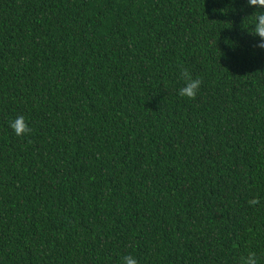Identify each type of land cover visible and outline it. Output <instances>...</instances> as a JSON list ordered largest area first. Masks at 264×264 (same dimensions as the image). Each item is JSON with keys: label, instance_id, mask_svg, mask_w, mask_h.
<instances>
[{"label": "trees", "instance_id": "trees-1", "mask_svg": "<svg viewBox=\"0 0 264 264\" xmlns=\"http://www.w3.org/2000/svg\"><path fill=\"white\" fill-rule=\"evenodd\" d=\"M259 11L0 0V264H264Z\"/></svg>", "mask_w": 264, "mask_h": 264}, {"label": "clouds", "instance_id": "clouds-1", "mask_svg": "<svg viewBox=\"0 0 264 264\" xmlns=\"http://www.w3.org/2000/svg\"><path fill=\"white\" fill-rule=\"evenodd\" d=\"M247 3L250 7L264 10V0H247ZM245 18L243 20H245ZM250 26L251 31L248 30L250 34L259 37V42L255 46L259 48H264V11L256 12L253 15ZM180 75L184 81V84L179 89L178 94L181 97L195 99L202 83V80L199 78H193L191 73L186 68L181 70ZM9 127L14 131L15 135L17 136H22L32 131L23 115H18L14 119H11L9 121ZM258 202L259 201L257 198H252L248 201L250 205H255ZM121 264H138V261L132 255H125L124 257H122ZM239 264H257L255 252L249 251L247 255H242L239 259Z\"/></svg>", "mask_w": 264, "mask_h": 264}]
</instances>
